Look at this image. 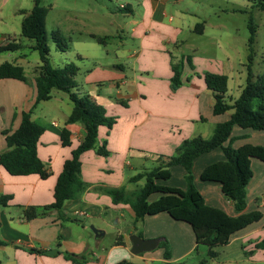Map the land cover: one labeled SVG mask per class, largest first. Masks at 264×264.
<instances>
[{"label": "crops", "instance_id": "obj_1", "mask_svg": "<svg viewBox=\"0 0 264 264\" xmlns=\"http://www.w3.org/2000/svg\"><path fill=\"white\" fill-rule=\"evenodd\" d=\"M0 1L2 6L9 2ZM134 1L138 6L137 10L131 4H126L123 8L137 18L130 22L132 26L129 32L123 29L125 40L121 42L119 53L115 52L118 55L102 57L85 71L75 63L79 67L76 77L78 93L89 95L105 108L109 117L116 118L112 129L104 126L99 128L98 145L106 143L109 155L100 156L93 150L81 155L82 179L90 188L79 200L65 203L63 216L66 220L63 221L53 213L45 218L27 221L24 207L45 206L54 202L55 186L64 163L71 158L72 152L86 135L81 124H67L73 106H68V112L56 111L54 116L45 112L38 113L41 104L62 102L65 98L62 96L69 98L67 94L53 91L49 101L40 103L33 110L31 118L45 129L39 140L37 153L50 171V176L47 179H42L37 174L13 176L0 167V194L11 196L8 206L0 208V241L5 243L0 245V264H76L65 257L67 253L86 258L87 261L82 264H118L122 261L130 264H172L184 261L185 257L198 250L199 245L189 224L176 221L167 213H161L147 216L134 226V214L128 205H114L111 197L96 189L123 188L128 191L127 183L144 181L145 184L144 179L135 181L134 178L157 167L161 157L164 159L175 155L184 140L197 136L210 138L217 124L230 119L231 112L214 115L213 93L205 83L207 74L228 77L227 97L231 101L240 96L243 86L236 83L237 79L233 77L228 58L227 61H222L204 56L201 48L204 42L201 39L207 37L206 29L202 25L206 22L201 24V16L182 9L183 0ZM176 7L178 9L174 15L172 11ZM1 36L6 37V34ZM128 39L137 46L126 47ZM3 44L6 42L0 45ZM217 47L227 54L221 43H217ZM120 52L124 55L120 56ZM79 59L85 60L87 57L79 54ZM180 60L183 63L182 85L173 91L172 63ZM2 63L4 62H0ZM12 63L24 68L30 84L13 79L0 81V154L7 150L2 132L8 126L9 131L20 126L23 112L33 107L37 96L32 83L40 64L27 75L26 65L29 62L26 61V55H17ZM238 89L237 96L234 97L233 91ZM63 128L71 133V145L67 147L63 146L61 140ZM232 138L235 148L247 144L264 146V131L235 126ZM223 160V151L220 148L215 149L197 158L192 172L198 166L196 173L205 184L202 185V190L196 187L207 205L235 217L238 214L232 202L224 197L221 185L217 182H205L200 178L207 166ZM148 162L152 163L151 168H146ZM138 168L139 171L132 176V170ZM251 168L253 178L247 186L245 213L260 211L263 217L261 221L233 234L230 242L221 246L226 249L240 247L235 258L225 256L223 264H264V249L256 248L264 239V162L252 159ZM175 170L184 180L176 188L185 190L186 171L181 166L172 167L171 179ZM170 180L158 181V184L169 186ZM157 198L158 195H154L150 200ZM126 214L131 215L134 230L132 235L141 233L144 239L162 238L166 237L164 227L174 228L182 223L189 228L184 230H187L191 244H185L177 256L169 260L165 259L164 252L156 251L160 245L150 252L133 255L129 236L119 232L109 248H102L101 239L106 236L110 221L117 217L119 223L125 219ZM84 217L97 225V229L104 236L96 238L94 233L88 232L85 225L80 226L78 219ZM76 228H80L79 234L76 233ZM53 249L58 251L56 255L45 254L47 250ZM32 250H41L44 253L39 254Z\"/></svg>", "mask_w": 264, "mask_h": 264}, {"label": "trees", "instance_id": "obj_2", "mask_svg": "<svg viewBox=\"0 0 264 264\" xmlns=\"http://www.w3.org/2000/svg\"><path fill=\"white\" fill-rule=\"evenodd\" d=\"M257 1L256 6L264 11V0ZM23 20L21 24V36L35 41L32 47L40 56L41 65L38 67L34 83L36 100L33 107L22 114L20 126L14 130H4L7 150L0 154V167H3L13 176H28L37 174L42 179L50 176V171L40 160L37 146L45 129L35 123L32 112L42 103L52 98L53 91L63 92L68 95L72 103V111L67 124H81L86 135L82 143L72 152L70 159L66 160L63 170L58 177L54 202L45 206L24 207V217L27 221L37 218H45L56 213L63 221V207L67 201L79 200L90 188L83 181L81 175V155L87 151H95L100 156H108L106 143L98 145L99 128L104 126L112 129L116 124V118L109 117L103 106L98 105L89 95L78 93L76 77L79 67L75 63H68L63 67H54L50 60V49L47 44L46 16L47 9L41 6V0H34V6L30 12L21 11ZM249 51L247 63V80L240 96L234 101L229 100L228 77L222 74H207L205 83L213 93L214 115H222L231 112V117L224 123L217 124L210 138L197 136L186 139L177 149L175 155L161 157L159 164L150 172L138 175L135 181L145 180L143 187L126 191L119 188H97L99 192L111 197L114 205H128L134 214V226L143 221L147 216H156L167 213L172 219L189 224L195 234L197 245H205L209 248L208 257L216 258L215 249L227 245L231 236L248 226L261 221L263 215L260 211L245 213L247 208V186L253 178L251 160L258 159L264 162V146L247 144L239 148L233 145L232 132L235 126L242 129L264 131V73L257 78L252 72L253 45L256 38V29L252 19L249 20ZM96 38L95 36H93ZM98 38V37H97ZM52 40L57 49L65 53L69 50L66 40L58 31L52 35ZM101 43L104 39L98 38ZM22 48L20 43L9 41L0 45V54L16 52ZM173 77L171 88L178 90L182 85L183 63L180 60L172 63ZM13 79L30 84L22 66L11 62L0 64V81ZM63 146L71 145V133L63 128L61 133ZM220 148L225 160L207 166L201 173V180L205 182H217L221 185L224 197L231 201L238 216H229L225 211L207 205L205 198L194 183L192 172L194 161L201 155ZM181 166L185 169L187 188L180 189L158 184V181L171 179V168ZM158 198L151 201V197ZM11 196L0 194V208L7 207ZM138 236L142 237L139 233ZM0 245H5L0 241ZM168 241L164 239L159 247H165L164 257L169 260L171 255L168 250ZM258 249H264V239L256 245ZM39 254L41 250H32ZM65 257L76 263L87 261L84 257L74 254H65ZM203 261L201 264H205ZM118 264H130L122 261Z\"/></svg>", "mask_w": 264, "mask_h": 264}, {"label": "rangeland", "instance_id": "obj_3", "mask_svg": "<svg viewBox=\"0 0 264 264\" xmlns=\"http://www.w3.org/2000/svg\"><path fill=\"white\" fill-rule=\"evenodd\" d=\"M126 4H131L136 10L138 9L134 0H41V6L47 9L46 34L51 64L59 68L73 62L85 71L91 67L93 62L102 57L117 56L118 54L115 52L119 51L122 47L121 42L125 40L123 29L125 28L129 32L132 26L130 22L137 18L132 17L126 9H123ZM256 4L257 1L253 0H183L181 5L182 9L201 16V24L206 22L202 25L206 29L207 37L201 39L204 42V45H201L204 56L221 59L222 61H227L228 58L233 77L237 79V84L240 83V87L246 85L248 74L247 63L250 54L248 44L250 31L248 26L250 19H252L256 29L252 72L255 78L262 76L264 73V11L260 10ZM33 6L34 0H9L4 6L1 5L0 1V44L15 41L22 46L16 52L0 54V62L12 63L17 55L24 54L26 55V61L29 62V65H26L27 75L38 64L41 65L39 53L31 47L33 44L35 45V41L21 36V21L23 18L21 11L30 12ZM177 9L178 7L173 8L172 14L175 15ZM56 31L60 33L69 46V50L64 54L57 49L52 40V35ZM1 34H6V37H2ZM97 37L104 39V43H101ZM217 43H221L225 47L227 54L220 51ZM134 46H137V44L128 39L126 47ZM79 54H82L85 58L87 57V59H79ZM122 55L124 53L120 52V56ZM232 88L233 83L230 85V92ZM238 91L239 89L233 91L234 97L237 96ZM62 97H65L62 102L54 101L46 105L41 104L38 107V113L45 112L54 116L56 111L68 112V106L72 107V103L66 96ZM9 128L8 126L4 130H9ZM151 164L150 162L146 163V168H151ZM134 166L136 165L134 164ZM197 170L198 166L194 168V183L202 190V185L205 183H202L198 178ZM138 171L139 168L133 169L132 176ZM183 181L182 175L175 170L168 185L180 187ZM143 184L144 181H140L139 183H127L126 186L128 191H134L141 188ZM78 220L80 226L85 225L89 229V233H93L92 226L97 229V225L90 223L85 217ZM110 222V227L106 229V236L101 239L102 248H109L115 242L119 232H122L124 236L128 235L130 241V236L134 231L131 224V215L126 214L125 219L119 223L117 217ZM178 225L174 228L164 227L166 237L162 238L168 241L170 259L175 258L185 244L188 246L191 244L188 232L184 230V228L189 229L188 226L182 223L181 226ZM76 229V233L79 234L80 228ZM89 239L91 240V238ZM156 251L165 253L166 248L161 246ZM208 251L207 246L199 245L198 250L193 255L185 257L184 261L180 263L174 262L172 264H201L203 261H206L205 264H223L225 256L235 258L240 251V247L234 246L230 249L219 247L215 249L218 256L214 259L208 257ZM154 264L164 263L155 262Z\"/></svg>", "mask_w": 264, "mask_h": 264}, {"label": "water", "instance_id": "obj_4", "mask_svg": "<svg viewBox=\"0 0 264 264\" xmlns=\"http://www.w3.org/2000/svg\"><path fill=\"white\" fill-rule=\"evenodd\" d=\"M91 229L96 238L104 236V233L95 227L92 226ZM163 240V238L144 239L136 234H133L130 236V241L132 243L131 253L133 255H139L145 252H150L156 249ZM57 253L58 251L56 249L47 250L45 252L46 255H56Z\"/></svg>", "mask_w": 264, "mask_h": 264}]
</instances>
